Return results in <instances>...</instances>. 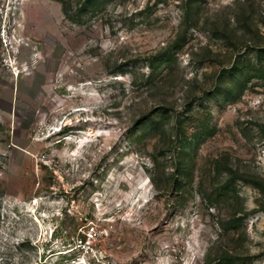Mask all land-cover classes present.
Masks as SVG:
<instances>
[{
  "label": "rangeland",
  "instance_id": "obj_1",
  "mask_svg": "<svg viewBox=\"0 0 264 264\" xmlns=\"http://www.w3.org/2000/svg\"><path fill=\"white\" fill-rule=\"evenodd\" d=\"M0 264H264V0H0Z\"/></svg>",
  "mask_w": 264,
  "mask_h": 264
},
{
  "label": "built area",
  "instance_id": "obj_2",
  "mask_svg": "<svg viewBox=\"0 0 264 264\" xmlns=\"http://www.w3.org/2000/svg\"><path fill=\"white\" fill-rule=\"evenodd\" d=\"M86 235H87V238H88L87 240L90 241V239H92L93 235H94L93 228L88 229Z\"/></svg>",
  "mask_w": 264,
  "mask_h": 264
}]
</instances>
